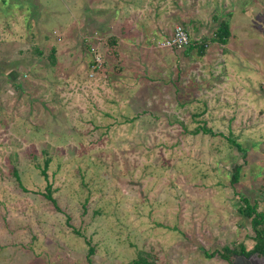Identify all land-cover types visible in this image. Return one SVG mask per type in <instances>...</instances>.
Returning <instances> with one entry per match:
<instances>
[{"label": "rangeland", "instance_id": "obj_1", "mask_svg": "<svg viewBox=\"0 0 264 264\" xmlns=\"http://www.w3.org/2000/svg\"><path fill=\"white\" fill-rule=\"evenodd\" d=\"M92 1L0 0V264H229L206 253L252 248L243 196L264 212V0H179L203 20L194 34L182 24L191 37L221 20L231 35L199 77L172 56L184 78L166 74L163 111L143 98L160 86L128 68L89 76ZM101 2L121 26L141 5ZM106 38L91 39L102 62ZM224 65L236 80L227 93Z\"/></svg>", "mask_w": 264, "mask_h": 264}, {"label": "crops", "instance_id": "obj_2", "mask_svg": "<svg viewBox=\"0 0 264 264\" xmlns=\"http://www.w3.org/2000/svg\"><path fill=\"white\" fill-rule=\"evenodd\" d=\"M93 1L97 6L95 21H93L95 25L91 26L90 23L92 24V22H85L84 27L85 29L93 30V32L95 31L94 33L101 31L107 37L106 45L102 48L105 51V57L103 59L105 66L103 72H110L111 75L115 72L116 75L121 76V73L125 70L124 68H128L132 74L140 77V85L149 87L153 85H156V87L157 85L160 86L156 92H152L151 94L144 93L143 98H145L144 100L147 103H151L150 101L156 104L162 103L161 111L164 110L163 107L166 103H172L171 100H173L168 95V92L174 87L171 82H168L169 80H167L166 74L170 77L173 75L171 78L174 79V85L181 78L183 79L184 75L187 76V72L190 71H192L193 77H199L198 72L202 71L199 64L204 61V56L206 58L210 56L211 46H215V44L217 46L224 45L222 50L225 51L226 49L225 44L209 40L213 34L208 37L205 52L202 55L199 54L195 45L191 46V48H160L157 46V41L172 33L176 23H181L187 27L191 25L189 30L193 34L202 26L203 20H201V15L197 16L199 14L198 12L190 11L188 9L189 7L180 3L179 0H141V5L135 10H132V12L136 11L135 16L132 19L125 20L123 26L121 24L119 25L118 21H111L112 19H109L112 11H109L104 16V10L108 7H104L101 0L98 2H96L97 0ZM117 2L120 4V1ZM106 21L114 23L111 26V30H105L108 26ZM115 27L118 28L116 29L117 31L113 30ZM205 38L206 36L198 38L197 35L191 37L192 40H202ZM165 49L172 50L168 51ZM175 53L181 59L180 63L187 67L184 75H181L182 68L178 64L173 66L172 56ZM225 65L222 69V76L224 75L225 81L223 83L224 92L226 91L227 93L226 88H228V84L231 81L236 82V80L234 70L231 68L227 69ZM95 77L98 78V74ZM143 77H147L148 80H145ZM175 90L174 95L177 96L178 90L180 89L178 87Z\"/></svg>", "mask_w": 264, "mask_h": 264}, {"label": "trees", "instance_id": "obj_3", "mask_svg": "<svg viewBox=\"0 0 264 264\" xmlns=\"http://www.w3.org/2000/svg\"><path fill=\"white\" fill-rule=\"evenodd\" d=\"M96 35V33L92 32L91 30L85 29V34L83 35L82 42L81 44L86 48L88 52L92 54V58L89 61L88 65L91 68L90 74L95 73L98 71L100 72L101 70H104V62L102 63V67L100 69L96 68V52L97 49L93 47V43H91V39ZM230 29H229V24L227 20H221L219 24L216 26L214 29L213 35L209 38L210 41L213 42H218L221 44H226L228 42V39L230 38ZM106 40V39H105ZM208 41V38L202 39V40H192L190 44L186 48H191V46H196L197 51L199 54H203L205 52V45ZM107 42V40H106ZM105 42V43H106ZM39 54L42 53V50H37ZM50 55H47V58L51 62H54L55 64V48L52 47L50 51ZM89 74V75H90ZM26 77V76H25ZM200 126H197L195 129L191 131L192 134L196 135L200 132ZM204 133V132H203ZM204 134H207L204 133ZM244 160V158H242ZM47 165L48 162H46V165L44 168H42V174L44 177H47L46 175V170H47ZM240 168V166H239ZM239 173L238 168L235 169V172L233 173V180L237 178V175ZM232 180V182H233ZM45 195L47 196L48 200L55 206V208H58L56 204V199L52 196V191L50 189V185L47 184L46 186V193ZM243 201V204L238 207L239 212H241L242 215H244L245 218H247L253 228V237L252 239L254 240V244L251 249H246L243 243H238V245H233V246H228L225 245L221 248V250H215L211 251L209 253H206V256L212 257L215 254H219L222 259L227 261L229 264H231V257L236 256V255H244V256H249L253 253H257L258 255L264 256V212L258 211L257 210V204L250 203L248 198L244 197L241 199ZM59 209V208H58ZM94 249L90 246L88 249L87 257L93 254ZM133 264H153L151 261H148V258L146 256L140 258V260H135L133 261Z\"/></svg>", "mask_w": 264, "mask_h": 264}, {"label": "built area", "instance_id": "obj_4", "mask_svg": "<svg viewBox=\"0 0 264 264\" xmlns=\"http://www.w3.org/2000/svg\"><path fill=\"white\" fill-rule=\"evenodd\" d=\"M190 42L191 37L189 31L182 24H178L169 36L157 41L156 44L160 48H186ZM95 59L97 61L96 68L100 69L103 63L102 60L98 56ZM90 75L94 76L92 73Z\"/></svg>", "mask_w": 264, "mask_h": 264}, {"label": "water", "instance_id": "obj_5", "mask_svg": "<svg viewBox=\"0 0 264 264\" xmlns=\"http://www.w3.org/2000/svg\"><path fill=\"white\" fill-rule=\"evenodd\" d=\"M231 264H264V256L253 253L249 256L236 255Z\"/></svg>", "mask_w": 264, "mask_h": 264}]
</instances>
